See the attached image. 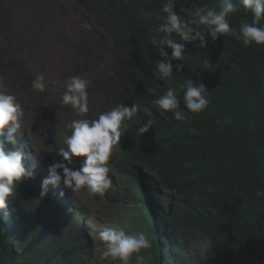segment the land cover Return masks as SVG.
Masks as SVG:
<instances>
[{"label": "trees", "instance_id": "1", "mask_svg": "<svg viewBox=\"0 0 264 264\" xmlns=\"http://www.w3.org/2000/svg\"><path fill=\"white\" fill-rule=\"evenodd\" d=\"M219 2L176 0L175 10L183 17L184 9ZM233 2L238 11L228 17L230 26L251 23V12L239 0ZM164 3L76 0L96 29L84 37L82 47L94 45L99 50L102 73L88 89L100 93L99 114L119 104L140 105L137 115L122 125L119 152L112 162L114 171L131 175L124 196L116 193L113 198L107 192L104 196L137 204L131 210L137 218L129 234L143 232L151 240L152 248L141 252L146 264H264V197L256 195L258 189L264 190V46L245 47L223 35L216 41L206 37L201 48L199 42H185L173 33L185 48L184 69L179 73L174 69L173 84L181 109L188 113L181 85L189 77L204 84L209 101L204 111L177 121L172 112L152 103L167 88L155 71L161 58L150 43L153 36L163 35L156 30L164 23ZM10 5V0H0V35L5 52L14 53L31 85L36 69L22 68L28 59L20 56L22 44L11 34L16 9ZM64 91L62 84L60 103ZM69 107L63 106L67 111ZM149 119L153 128L140 136L137 129ZM25 134L18 137L27 154ZM45 135L62 160L57 155L66 148L62 137L52 129ZM69 166L78 169L82 162L73 157ZM49 188L41 197V187L33 179H23L8 206L0 209V264L93 262L95 248L82 210L69 195L56 196ZM62 209L70 217H62ZM198 235L209 237V244L205 258L194 261L188 252Z\"/></svg>", "mask_w": 264, "mask_h": 264}, {"label": "clouds", "instance_id": "2", "mask_svg": "<svg viewBox=\"0 0 264 264\" xmlns=\"http://www.w3.org/2000/svg\"><path fill=\"white\" fill-rule=\"evenodd\" d=\"M239 3L251 12L253 19L251 23L242 22L236 28L228 22V17L238 11V5L233 0H220L213 7L204 5L194 10L184 9L183 17L175 10L176 0H166L161 9L165 14L164 23L156 30L163 35L153 36L150 41L161 58L154 64L155 71L167 83L166 91L152 101L155 107L172 112L177 121H184L190 118L188 113H200L209 104L204 84L195 83L189 77L181 85L183 105L188 113L181 109L177 88L173 84L176 76L174 69L176 73L184 69L185 48L183 43L172 38L173 33L185 42H199L201 48L206 46V37L216 41L223 35L242 42L245 47L252 44L264 46V24L261 23L264 20V0H239ZM46 84L44 77L39 75L32 81L31 87L44 92ZM90 85L89 79L79 75L70 76L63 83L65 91L61 104L70 105L82 118L74 119L67 125L71 134L64 138L66 148L57 154L62 160L49 165L50 175L42 181L41 197L47 194L50 185L57 186L61 182L72 193L86 190L89 195L101 197L112 187L109 161L114 146L120 145L122 125L137 115L140 105L119 104L101 112L98 118H83L89 112ZM24 114L17 97L4 91L0 85V137L6 136V139H0V209L8 206L7 202L16 193L18 182L34 176L36 165L33 163L29 166L25 163L26 154L18 137ZM151 128L153 121L149 119L137 129V133L143 136ZM125 132L126 130L123 134ZM73 157L84 158L80 168L68 166ZM256 195L264 197V190L258 189ZM98 238L104 246L101 258L119 260L120 264H132L134 254L135 264H146L141 252L152 248L147 234H129L122 228L104 227L98 232Z\"/></svg>", "mask_w": 264, "mask_h": 264}, {"label": "rangeland", "instance_id": "3", "mask_svg": "<svg viewBox=\"0 0 264 264\" xmlns=\"http://www.w3.org/2000/svg\"><path fill=\"white\" fill-rule=\"evenodd\" d=\"M10 4L16 9L11 34L22 44L20 56L28 59V65L22 68L36 69L34 78L42 75L47 82L43 93L33 90L30 83L25 81L23 70L15 63L14 53L5 52L4 40L0 35V77L3 78L0 85L4 91L14 94L24 109L18 136L26 133L29 146L27 165H36L34 176L28 179H33L34 185L41 187L42 181L50 175L49 165L61 160L56 158L45 135L47 129L55 130L64 140L71 134L67 125L74 119L82 118L72 107L64 110V105L60 103V90L65 78L79 75L89 79L92 85L96 76L102 73L96 46L90 45L86 48L88 50L82 47L84 37L96 29L82 15L76 0H10ZM90 64L93 66L88 68ZM91 85L88 89H91ZM96 92L89 91V112L83 118H98L101 103L100 93ZM118 152L119 146H114L109 161V177L113 184L106 192L113 198H116V193L123 198L131 177L113 170L112 162ZM83 159L77 158V161L82 162ZM49 192L56 196L69 195L71 203L82 210V220H87L89 239L95 248L91 264H117L119 260L101 258L104 246L98 232L104 227H112L122 228L129 233L130 226L135 224L137 218L131 211L137 207L135 201L121 198L113 201L106 196L97 198L86 190L72 193L62 182L57 186L51 185ZM62 217H70V212L62 209ZM208 244L209 237L198 235L189 247V257L194 261L203 260Z\"/></svg>", "mask_w": 264, "mask_h": 264}]
</instances>
